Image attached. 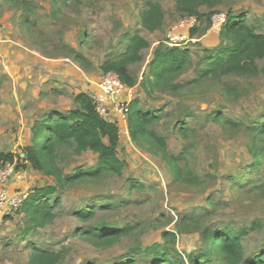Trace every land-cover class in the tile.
Returning <instances> with one entry per match:
<instances>
[{
	"label": "rangeland",
	"instance_id": "374dc122",
	"mask_svg": "<svg viewBox=\"0 0 264 264\" xmlns=\"http://www.w3.org/2000/svg\"><path fill=\"white\" fill-rule=\"evenodd\" d=\"M150 2L165 12L155 32L141 24ZM201 12L191 36L194 27L181 25L192 17L179 12L174 0H0V170L14 166L0 191L11 197L26 200L56 184L24 160L35 121L75 109L81 93L102 98L101 66L125 50L127 33L150 43L143 61L130 66L136 85L105 104L106 120L120 128L122 174L88 177L53 197L61 205L43 228L33 227L20 210L0 211V264H30L38 250L61 253L59 264H152L150 250L157 245L190 264L208 249L205 232L223 228L248 231L245 259L264 250V157L253 167L256 149L264 155V134L256 141L264 128V59L257 60L254 76L199 77L206 50L229 43L221 34L229 13L248 16L264 33V0H218ZM173 34L191 51L173 82L178 88L146 90L154 52L160 43L169 46ZM136 101L161 117L152 129L166 139L168 155L179 159L180 176L163 154L132 140L128 118ZM1 154H12L14 162ZM57 164L64 174H81L96 167L98 154L78 153L71 144L59 149ZM80 212L92 216L83 219ZM92 229L128 234L104 245L86 235ZM167 232L176 238L168 241ZM213 264L229 263L214 256Z\"/></svg>",
	"mask_w": 264,
	"mask_h": 264
},
{
	"label": "trees",
	"instance_id": "16d2710c",
	"mask_svg": "<svg viewBox=\"0 0 264 264\" xmlns=\"http://www.w3.org/2000/svg\"><path fill=\"white\" fill-rule=\"evenodd\" d=\"M16 2V0H12ZM177 10L188 17L201 20L205 14L202 7L213 8L218 0H174ZM262 1V0H260ZM26 14V13H25ZM141 24L149 32L160 30L164 24L165 12L161 4L150 2L147 9L141 12ZM196 28L191 30V36ZM221 34L228 44H221L217 49L206 50L204 66L199 71V77L208 79L216 76L239 75L254 76L258 72V59H264V33H259L255 26L249 23L248 16H236L229 13L223 24ZM125 50L114 59L107 60L101 70L104 74L115 73L130 88L136 85L131 75L130 66L143 61V51L150 48V43L139 34L127 33L125 36ZM191 61V51L182 47H171L160 43L154 52V59L150 64L149 72L143 79V88L149 90L171 87L177 89L174 80L180 76ZM77 107L69 112L50 111L41 119L35 121L31 129V144L25 149V161L34 169L43 172L46 176L55 179L56 184L35 190L24 200L20 212L25 214L35 228H43L56 217V209L61 205L58 197L61 192L78 182L92 178H100L107 173L121 175L125 162L118 156L120 144V128L117 124L103 118L97 110L94 99L81 93L76 97ZM133 106V112L132 110ZM129 109L128 127L132 140L139 146L149 145L153 151L163 154L177 176L181 175L178 158L168 155L166 139L160 136L152 126L161 117L152 112L139 108V101ZM264 128H258L256 141ZM75 145L78 153L92 151L98 154V164L89 172L81 174H64L57 164L58 153L61 147ZM264 157L262 149H256L254 154L256 167ZM1 158L13 163L12 154H1ZM80 217L88 219L91 212H80ZM100 230H89L86 235L91 238L103 239L104 245H111L121 237L127 235L126 230H114L103 235ZM247 230L229 228L207 230L204 241L207 251L190 259V264H213L214 256H219L229 264H264V250L245 259L243 239ZM164 237L170 241L175 239L173 233L167 232ZM153 253L152 264H186L184 259L174 256L169 248L157 245L150 250ZM62 254L50 250H38L30 264H59ZM128 264H135L134 262Z\"/></svg>",
	"mask_w": 264,
	"mask_h": 264
},
{
	"label": "built area",
	"instance_id": "2783aa9c",
	"mask_svg": "<svg viewBox=\"0 0 264 264\" xmlns=\"http://www.w3.org/2000/svg\"><path fill=\"white\" fill-rule=\"evenodd\" d=\"M195 21L196 19L192 17L190 20L184 22L181 26L191 25L192 27H194ZM221 21L224 22L225 19H221ZM170 39L172 43H168L169 46L181 47L179 44L180 38L176 34H173ZM100 87L102 89L103 97L97 98L96 101H94L97 105L98 112L103 118H105V115L107 113V110L105 108L106 101L108 99L119 100L120 96H122L128 90V86L120 79L117 74L109 73L106 74V76L102 79ZM13 173L14 166H12L11 164H8L4 168H2L0 170V183H4ZM23 202L24 199L22 196L11 197L8 196L5 191H0V211L5 210L6 213L17 212L22 207Z\"/></svg>",
	"mask_w": 264,
	"mask_h": 264
},
{
	"label": "crops",
	"instance_id": "0c3cea01",
	"mask_svg": "<svg viewBox=\"0 0 264 264\" xmlns=\"http://www.w3.org/2000/svg\"><path fill=\"white\" fill-rule=\"evenodd\" d=\"M33 125H34V124H33ZM33 125L30 127V131H29V132H31V129H32Z\"/></svg>",
	"mask_w": 264,
	"mask_h": 264
}]
</instances>
